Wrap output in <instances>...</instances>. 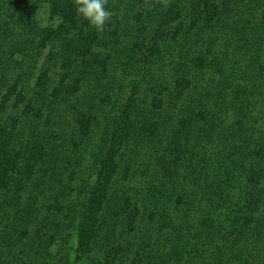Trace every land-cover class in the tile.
Masks as SVG:
<instances>
[{"label":"trees","instance_id":"1","mask_svg":"<svg viewBox=\"0 0 264 264\" xmlns=\"http://www.w3.org/2000/svg\"><path fill=\"white\" fill-rule=\"evenodd\" d=\"M107 7L0 0V264H264V0Z\"/></svg>","mask_w":264,"mask_h":264},{"label":"clouds","instance_id":"2","mask_svg":"<svg viewBox=\"0 0 264 264\" xmlns=\"http://www.w3.org/2000/svg\"><path fill=\"white\" fill-rule=\"evenodd\" d=\"M166 8L169 0H160ZM77 13L88 22L97 33H103L106 24L111 20L114 12L107 7L108 0H73Z\"/></svg>","mask_w":264,"mask_h":264},{"label":"rangeland","instance_id":"3","mask_svg":"<svg viewBox=\"0 0 264 264\" xmlns=\"http://www.w3.org/2000/svg\"><path fill=\"white\" fill-rule=\"evenodd\" d=\"M184 3H185V0H184ZM42 15H43V13L41 11H39L38 19H39V24H41V25L45 23V22H43ZM137 76H140V73H137Z\"/></svg>","mask_w":264,"mask_h":264}]
</instances>
